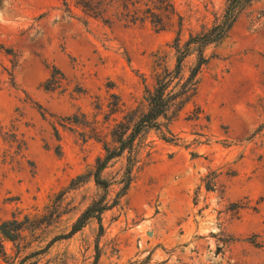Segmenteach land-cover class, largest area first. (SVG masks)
Returning a JSON list of instances; mask_svg holds the SVG:
<instances>
[{"label":"rangeland","instance_id":"1","mask_svg":"<svg viewBox=\"0 0 264 264\" xmlns=\"http://www.w3.org/2000/svg\"><path fill=\"white\" fill-rule=\"evenodd\" d=\"M173 1L158 30L77 0H0V124L24 143L0 136V220H48L2 240L10 264L100 198L101 227L90 218L22 264H264V0H238L219 40L189 45L173 85L200 50L194 93L107 163L106 189L93 181L115 125L132 124L156 74L174 69L175 40L211 28L231 0Z\"/></svg>","mask_w":264,"mask_h":264},{"label":"trees","instance_id":"2","mask_svg":"<svg viewBox=\"0 0 264 264\" xmlns=\"http://www.w3.org/2000/svg\"><path fill=\"white\" fill-rule=\"evenodd\" d=\"M237 1L238 0L229 1L221 19L217 20L211 28L190 36L185 42L184 47L179 45L178 39L175 40L173 46L175 51L174 69L168 70L164 68L162 73L156 74L154 87L151 90L146 89V110L142 112L132 124H129L128 121L118 122L112 130V138L115 146L110 148L107 144H104L103 149L105 154L96 158L94 170L91 175L97 186L106 189L107 182L102 180L100 173L111 159L122 155L124 151L130 152L135 139L142 131L150 128H158L160 125L158 119L166 116L171 102L177 101L178 103H184L194 93L196 88V76L199 72V68L205 61L200 50L197 63L190 71L187 79L177 88L178 90H174L176 85H173V83H176L174 80H178L183 60L189 55L188 47L193 43L202 48L209 43L219 40L234 19ZM240 1L248 2L250 0ZM77 3L83 8V11L87 15L103 18L108 10H112L117 20H123L132 24L149 21L158 30L164 28L163 14H176L173 0H77ZM141 4L143 8L140 7ZM2 130L3 127L0 124V136L3 135L11 140L9 141L10 144L13 142L16 143L17 150H20V148L24 146V143L18 140L14 132H2ZM164 139L169 141L167 138ZM125 174L128 177L129 167L126 168ZM127 186L128 182L125 180L123 188L125 189ZM106 208L107 206L103 203V198L93 201L75 220L71 225L70 231L64 234L65 236L52 238L44 248L28 253L19 260L17 264H22L25 259L39 251H43V249L56 240L68 238L75 234L90 218H95L101 227L100 214ZM46 224H48L46 216L33 218L24 216L23 220H18L15 216H12L11 219L0 220V260L4 261L6 264H10L9 261L6 260L7 255L2 240L16 243L24 237L25 231L32 236L36 233V230L41 229V227Z\"/></svg>","mask_w":264,"mask_h":264}]
</instances>
